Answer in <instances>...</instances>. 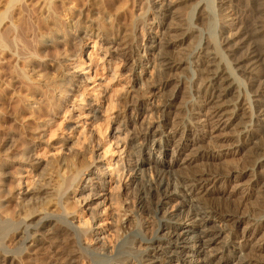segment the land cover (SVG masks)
I'll return each instance as SVG.
<instances>
[{"label":"bare ground","instance_id":"bare-ground-1","mask_svg":"<svg viewBox=\"0 0 264 264\" xmlns=\"http://www.w3.org/2000/svg\"><path fill=\"white\" fill-rule=\"evenodd\" d=\"M59 1L71 20L62 34L51 0L0 2V53L17 40L10 32L23 28L25 9L35 27L51 31L42 47L68 45L71 36L82 46L59 67L66 90L48 108L49 134L60 138L13 157V193L10 167L0 162V264H264L257 246L264 242V0ZM209 6L221 21L218 48L211 39L201 47L193 22ZM184 44L179 58L174 49ZM17 54L37 53L23 45ZM98 66L104 75L92 76ZM48 83L33 89L48 92ZM235 139L250 168L217 167V147ZM13 144L9 136L6 146ZM246 177L262 199L254 215L239 213L238 192H228ZM245 222L257 232L240 235ZM217 252L221 258L211 259Z\"/></svg>","mask_w":264,"mask_h":264},{"label":"rangeland","instance_id":"rangeland-1","mask_svg":"<svg viewBox=\"0 0 264 264\" xmlns=\"http://www.w3.org/2000/svg\"><path fill=\"white\" fill-rule=\"evenodd\" d=\"M1 1L2 0H0V2ZM51 1L52 3L50 2L49 7H51L50 9L52 10L53 13L55 12L54 15H57L55 16L56 19L55 21L59 23L58 24L59 26L58 25L57 26L60 28L61 31L60 34H62L64 31L65 32L68 31L67 29L69 28L67 25L68 23L71 24V20L69 16L65 14L66 11H63L64 7L62 4H60L59 0H51ZM83 1L85 2V0ZM245 3H247V0H240L238 4H240V6H244ZM71 4L72 3H68L65 4V6L69 7ZM82 8L83 7L81 6L80 10ZM207 11L208 12L206 15L201 16L198 14V10H197L193 22L194 23L196 22V24H198L200 29L202 30L203 39L201 41V45H202L201 47L205 48L208 41H210L209 39H211L209 43L213 46H216V48H218L220 42L218 36V30L221 21L217 15V12L215 11V9H213L212 6L211 7L209 6V8H207ZM25 13H26L25 15L28 16L27 18L25 16V22H23L24 25L22 24L24 29L22 28V26H20L15 32H10L12 36H15L17 38L16 41L18 42L15 41L13 43L11 41L9 43L10 45L8 49H6L4 53L2 52L0 53V58L4 59L3 63L1 62L2 64L0 67L1 69L0 70V162L7 163L10 167L8 169V172H10V176H8L9 178L6 179V183H7L6 188L8 189V192L10 190V193L14 192L13 191L15 187L14 181H16L15 169L17 164L16 161L13 160V157H15V155H20L22 152L28 149V147H32L33 145L45 146V143L46 144L52 143L60 138L61 136L60 132L56 133V135L54 133V135L52 136L51 134H49L48 130L50 128L48 125H50L53 116L52 113L48 111L49 110L48 108H51V105H53L52 103L54 101L57 102L59 99H61V94H62L61 91L66 90V88L60 86L59 83L57 82L59 80L57 79L58 77L57 72L59 67L61 65L62 67H64L65 65L70 66L74 60V53H76L77 51L79 52V50L80 51L82 50L81 48L82 46L78 45L79 38L76 39L75 37H73L72 39V36L68 38L69 40L72 41L68 45L60 44L56 49L42 47L41 41L47 38V35L51 37L52 35L50 34L51 31L48 30L47 27H44L43 24H42L43 27L41 26L40 29L38 25H37L38 27L34 26L37 23L31 18L32 13L30 9H25ZM210 14L211 17L214 16L216 18L213 17L214 19L213 22L209 24L206 17L210 16ZM29 16L31 20L29 19ZM184 17L187 18L188 16L183 15V19H185ZM242 18H240L239 21L240 23L239 22L235 23V26L233 28H238V26L241 27V24H243V21H245ZM123 19H124L123 22L127 24L128 20L125 21L124 17ZM180 23H181L180 20L179 21L177 19L173 20V26L175 25L174 27L176 29H179V27L181 26L179 25ZM126 24L124 26V29L127 26ZM124 29L122 31L123 33H125ZM173 31L175 33L177 32V30H173ZM178 32L180 31L178 30ZM232 32H235V29H232ZM5 34L6 36L10 35L7 31H5ZM124 35L125 34H121L122 38ZM61 40H64V38L62 37ZM23 42H25L27 45L25 43L23 44ZM119 42H122V39ZM22 44L24 46H27V49H30L31 51L34 50V52L37 53L35 54L36 57L33 58L32 60L20 58L17 53L23 47ZM121 48L123 49L124 45H122ZM198 49L199 48H197V50ZM186 50H188V45L184 44L183 46H179L175 48L174 53L177 57L182 58L183 57L182 54L188 53ZM15 53L17 55H15ZM18 57L20 60L18 59ZM146 59H148L147 56L143 59L139 58V61H143ZM224 61L226 63H229L227 57H224ZM104 73L105 71L103 70V67L98 66L97 69L94 68L92 76H96L98 74V76L100 77L104 75ZM183 73L185 74L186 72L181 71L180 74L182 76L180 79L184 78ZM46 80L47 82H49L48 84L50 88L52 87L51 89H49L48 87V92L46 89L42 90L39 87L37 90L33 89V87L38 86L39 83H44V82L46 83ZM240 84H241L240 91L245 92L246 90L245 82L240 81ZM179 96L180 98L178 99V106L180 104L181 107V105L183 104L182 105L183 107L184 104L186 103V100L187 101L190 100V97H188L189 95L187 89L183 90V92L180 93ZM63 104L64 102H60L59 107H62ZM9 136L14 137V144L10 146V148L9 146H6V140ZM49 137L52 138V140L51 139L49 140ZM209 142L211 145L219 141H217L216 138L215 139L211 138L209 139ZM226 147L228 148V150ZM230 151L240 152V154L237 156L228 157ZM215 152L217 156L223 157V160L221 161L220 165L217 166V167L225 168L223 170L226 169L228 170V168L239 170L245 167L249 169L250 168L249 166H251L250 164H248V159H247L248 152L246 150H243V146H241V142H238L237 139L232 140V142L229 141L227 145L224 147L218 146ZM171 155L172 152L170 153V156ZM181 155H183V153H181ZM182 158L184 157L182 156ZM13 173L15 174V176ZM94 183L96 184L97 181H95ZM236 184H237L236 182H230L228 187V192L229 194L232 195L238 192L239 196L233 197L232 200L234 201V204H236L239 207L240 210L239 213L254 215L253 214L255 213L254 210L256 209V207L259 206V204L262 201L261 197H258V194L255 193V191L249 187L250 184L248 185V177L242 179V181L237 186ZM99 195H94L93 201H97L101 197V196L99 197ZM106 195L107 192H104L102 197H106ZM246 198L249 199L245 200ZM237 230L240 235H242L245 231L246 232L251 231L255 233L257 232V228L251 227V225H249L248 223L246 224V222L239 225ZM260 234L262 235V233ZM260 234H258L257 238H260L261 236ZM105 236L107 235L102 236L103 239L105 238ZM131 240L132 238H130L129 241L127 240V244L124 242L125 245L123 243L124 246L121 247V249L123 250L120 249V251L123 252V254H126L128 252L132 242ZM257 246L264 247V242L257 243ZM44 254L47 256V252ZM220 258L221 255L218 252L213 253L211 256V259L216 261L219 260Z\"/></svg>","mask_w":264,"mask_h":264}]
</instances>
